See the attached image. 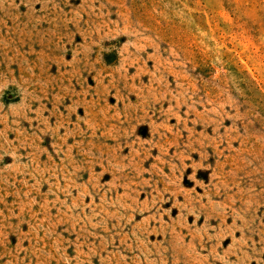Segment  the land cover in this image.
I'll use <instances>...</instances> for the list:
<instances>
[{
  "label": "rangeland",
  "instance_id": "obj_1",
  "mask_svg": "<svg viewBox=\"0 0 264 264\" xmlns=\"http://www.w3.org/2000/svg\"><path fill=\"white\" fill-rule=\"evenodd\" d=\"M0 264H264V0H0Z\"/></svg>",
  "mask_w": 264,
  "mask_h": 264
}]
</instances>
